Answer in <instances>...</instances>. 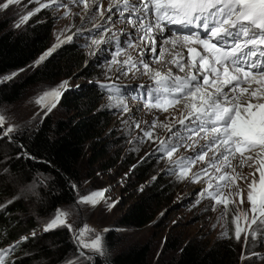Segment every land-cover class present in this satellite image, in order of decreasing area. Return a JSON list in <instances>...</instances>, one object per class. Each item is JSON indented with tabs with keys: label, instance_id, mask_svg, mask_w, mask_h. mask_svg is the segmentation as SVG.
<instances>
[{
	"label": "rangeland",
	"instance_id": "374dc122",
	"mask_svg": "<svg viewBox=\"0 0 264 264\" xmlns=\"http://www.w3.org/2000/svg\"><path fill=\"white\" fill-rule=\"evenodd\" d=\"M110 2L111 0H100L99 10L107 9ZM46 3H48V0H20L19 3L10 5L8 9L0 10V23L6 22L9 28L20 30L26 27L29 21L39 18L43 14L39 20L47 21L53 25L51 45L48 49L56 44L60 45L61 41L72 31L70 43L80 45L84 56V67H88L94 75L98 74L99 76L98 78L93 76L91 79H87L81 75L83 69H78L73 73L72 78L57 77L53 81H41L30 87L14 104L2 105L0 115L5 118L3 128L7 129L9 126H13L14 130L8 136H0V144L3 141L7 142V140L15 142L14 138L17 134H28L41 126V116L57 99L53 100L49 96L43 102H40V98L47 92L56 90L61 92L63 89L68 91L83 90L94 81L101 83H107L108 81L109 83L127 82L128 84H148L152 81L150 72L145 73L140 64L137 65L139 70L133 69L126 76L117 71V66L110 67L111 56L116 46V41L111 39L113 36L120 40V46L125 50L124 53L117 56V60L121 62L127 59L128 55L132 56L133 60H140L139 57L144 54L145 50H148L144 48L141 53V48L128 47L129 43L133 45L141 43L136 39V36L140 33L138 30H133L130 25L123 21V18L116 15L113 16L112 21H108L101 19L98 12L94 16L85 18L84 5L73 3L72 0H58V4L61 5L59 7L55 4L51 7H41L42 4ZM89 3L91 4L92 0H89ZM63 5H67V7ZM92 7L95 8L96 5H92ZM66 12L67 15H65ZM113 12H115V9H113ZM29 13L33 14L27 21L22 23L23 17L28 16ZM107 15L108 13L105 11V17ZM96 24H101L111 31L104 32L103 28L98 30L94 27ZM78 31L84 34L77 35ZM126 33H131V35H126ZM101 36L109 38L110 43L106 52H99L97 55L95 53L98 50L91 45V40L100 39ZM163 51V45H159L155 54L159 57ZM173 51L175 52L172 48L170 51L171 57L174 54H172ZM42 53L35 57L28 66L0 75V83H14L32 73L34 69L43 64L44 60L38 65L35 64ZM151 63L154 64V62ZM124 70H127V66ZM65 81L67 82L66 88H59L61 82ZM121 100L127 104L131 111L125 113L117 106L121 103ZM98 107L100 110L106 111L108 117L113 118L103 133V138L106 140L102 139V142L106 141L108 155L92 166L88 164L92 159L91 154L88 153L85 156L86 158L79 164L81 179L74 183L72 187L74 195L72 203L59 206L51 214L36 215L34 203L40 197V187L45 188L50 178L42 175H37L32 180L13 177L9 183L8 200L14 203L22 202L29 208V215L37 228L35 234L42 233L53 219L63 213V216H61L62 222H58L56 226L47 230V232H50L52 229L63 228L72 235L73 250L66 260L60 264H96L98 259L102 264H106L109 257L133 245H148L150 251L148 264H158L178 254L177 250L166 248L169 239L177 238L182 245L190 242V240L209 243L227 238L230 232H232L235 245L240 248L238 264H264V240L251 235V229H256L257 225L253 224L248 229L247 243L244 239L245 232L241 233L240 240L235 238L237 223L241 228H247L244 216L241 215L237 221L236 213H247L249 220L252 216L251 204L247 199V185L254 177L258 178L259 176V173L255 171V165L241 164L239 159H234L231 160L230 166L222 168L219 174L213 169H209V173L213 177L226 174L223 181L213 180V190H215L216 184L219 183L222 192L221 199H228L227 205L217 204L214 199L201 197L200 195L201 190L207 185V179L203 183L193 182L188 178L178 179L177 175L168 170L170 165L167 159L158 160L155 155H149L157 147V143L154 142L156 137L164 139L168 137V132L160 125L173 124L185 111H183V108L177 106L168 113L161 109H149L143 107L139 100L132 104L125 94H116V92L114 95L100 96ZM50 115L54 121L66 117L64 110L58 104L55 105ZM153 122L157 125L153 129L154 139L148 140L144 138L143 133L150 130ZM137 124H139L138 128L136 127ZM199 143L203 144L204 141L200 140ZM23 154L29 155L26 150H23ZM190 154V151L180 148L174 154V158ZM126 155L133 156V160L143 159L149 163L151 162L148 180L136 183L128 181L130 172L127 171V166H124L122 162ZM209 156H211V153H209ZM107 162L113 163L110 169L104 168V163ZM206 166L204 162L197 163L193 166L192 171H198L201 167ZM5 175L8 176L6 173ZM159 175L166 178L171 175L175 176L174 179L169 177L170 180H173L171 182L177 186L170 201H165L158 206L154 218L143 227L128 228L119 226L118 219L128 205L138 197L141 189L148 181L151 182L152 178ZM97 191H103V196L97 197L95 204L82 202V197L90 196ZM238 191L240 194L236 195ZM109 232H114V237H118L114 240V246L110 245L107 240ZM225 232L227 235L224 234ZM97 236L100 237L102 254L90 247H83L84 243H90Z\"/></svg>",
	"mask_w": 264,
	"mask_h": 264
},
{
	"label": "snow or ice",
	"instance_id": "6c2138e0",
	"mask_svg": "<svg viewBox=\"0 0 264 264\" xmlns=\"http://www.w3.org/2000/svg\"><path fill=\"white\" fill-rule=\"evenodd\" d=\"M19 2L20 0H0V10H6L10 5ZM72 2L84 5L85 18L94 16L97 12L101 19L108 21H112L116 15L123 18L133 30L140 33L136 39L141 43H129L128 47L141 48V53L144 48L155 51L157 36L154 33L162 35L165 31L169 34L173 31L187 33L182 35L179 41L166 40L165 43L183 42L201 46L200 51L194 47L188 49L190 56L198 57V60L194 59L190 63V68H194L197 74L189 72L188 76L180 77L156 71L151 77L154 85L137 86L143 88L145 108L161 109L165 112L177 106L185 109L173 124L160 125L166 129L168 137H156L154 142L157 147L149 155H155L158 160L167 159L170 165L168 170L177 175L178 179L188 178L197 183H203L207 179L206 187L200 192L201 197L214 199L217 204L224 205H227L228 199H221L219 183L213 190V180L223 181L226 174L213 177L209 169L219 174L221 169L229 167L234 159H239L241 164L255 165L259 176L254 177L247 185V199L251 204L252 216L249 220L247 213H236L237 221L241 215L244 216L247 228H241L237 223L235 238L240 240L241 233L245 232L244 239L247 243L248 229L255 224L257 228L251 229V235L264 240V102H261L264 100V90L250 87L252 82L264 84V0H111L108 8L102 11L99 10L100 0H92L91 4L89 0ZM54 4L61 6L58 0H48V3L42 4L41 7H51ZM92 5L96 7L93 8ZM105 11L108 13L106 17ZM32 14L23 17L21 22L27 21ZM67 14L66 12L65 15ZM170 26L177 27L173 29ZM94 27L98 30L103 28L104 32L111 31L101 24ZM76 34L84 33L78 31ZM71 39L72 36H68L61 43H67ZM111 39L116 41V46L110 67L117 66V71L125 76L133 69L139 70L138 64L142 65L145 73L152 71L142 59L133 60L130 55L122 62L117 60V56L125 50L120 46L119 39L114 36ZM109 43V38L104 36L91 40V45L98 50L95 53L97 55L99 52H106ZM102 45L104 47H101ZM57 47L59 44L42 54L35 64L45 60ZM179 67L184 71L183 64ZM208 85L213 86L214 90L209 91L206 87ZM66 86V81L61 82L59 88ZM101 87L116 93L122 92L121 86L115 83L103 84ZM258 92H261L259 97ZM60 95L59 90L47 92L40 98V102L49 96L55 100ZM253 97H256L255 102ZM117 106L125 113L131 111L123 100ZM52 107L55 105L48 107V111H51ZM4 119L0 115V136H8L14 130L13 126L3 128ZM156 126L153 122L150 130L144 131V138L153 140V129ZM136 127L138 128L139 124ZM200 140L204 143L200 144ZM180 148L190 151L191 154L174 158ZM200 162L207 166L192 171L193 166ZM239 194L238 191L236 195ZM102 196L103 191H97L82 197V202L95 204L96 198ZM61 216L63 213L53 219L45 230L62 222ZM224 234L227 235L226 232ZM27 239L28 237H24L7 249H0V264H4L3 258ZM83 247H90L102 254L99 236L90 243H84Z\"/></svg>",
	"mask_w": 264,
	"mask_h": 264
},
{
	"label": "trees",
	"instance_id": "16d2710c",
	"mask_svg": "<svg viewBox=\"0 0 264 264\" xmlns=\"http://www.w3.org/2000/svg\"><path fill=\"white\" fill-rule=\"evenodd\" d=\"M41 16L43 14L39 18ZM39 18L32 19L20 30L9 28L6 22L0 23V75L28 66L50 47L53 25ZM84 66L80 45H65L20 81L0 83V107L14 104L36 83L53 81L57 77L72 78L78 69H83L81 75L87 79L98 78V74L94 75ZM96 82L83 90L68 91L61 96L58 105L64 110L65 118L54 121L49 114L37 130L17 134L15 142L7 140L0 144V249L9 248L28 237L5 257L4 264H60L72 252V235L66 229L46 230L33 236L37 228L29 215V208L22 202L8 200L9 183L13 177L32 180L42 175L50 178L45 188L40 187V197L34 203L36 215L51 214L59 206L73 202L72 187L81 179L79 164L88 153L92 158L89 166L108 155L106 141L102 142V139L106 140L103 133L113 118L98 107L100 96L106 89ZM23 150L29 155H24ZM133 159V156L126 155L122 160L130 172L128 181L148 180L151 162ZM112 165L104 163V168L110 169ZM169 177L174 179L175 176ZM168 178L159 175L148 181L119 217L118 225L140 228L151 222L157 207L170 201L177 187ZM116 239L114 232H109V244L114 246ZM235 244L232 232L223 240L209 243L190 240L182 245L177 238L169 239L166 248L177 250L178 254L158 264H238L240 248ZM149 252L148 245L129 246L109 257L106 264H148ZM96 264L102 262L98 259Z\"/></svg>",
	"mask_w": 264,
	"mask_h": 264
},
{
	"label": "bare ground",
	"instance_id": "6f19581e",
	"mask_svg": "<svg viewBox=\"0 0 264 264\" xmlns=\"http://www.w3.org/2000/svg\"><path fill=\"white\" fill-rule=\"evenodd\" d=\"M145 23H148V21H145ZM166 35H167V31L164 32L162 35L160 33L158 34V40L156 41V44L157 45H159V44L163 45V47H164V51L162 52L161 55H159V57H157V55L155 54L157 52V48L155 49V51H150V50L146 51L145 50L144 54L139 57V59H142L146 64L149 65L150 69L152 70V71H150V74H152L155 70H157L161 67L165 68L167 66V64H170V57H171V54L169 53L170 49L173 48L175 50V52L173 51L172 54L173 53L178 54L181 51V46L179 43H177V44H173L170 42L165 43V41L167 40ZM151 62H154V64ZM246 87H248V86H246ZM250 87L251 88H260V89L264 90V84H258L257 86H250ZM257 95H261V92H258ZM252 100H253V102H255L256 97H253ZM181 108H183V107H181ZM171 109H169L168 111H170ZM184 110L185 109L183 108V111ZM168 111L166 113H168ZM242 115H243V113H242Z\"/></svg>",
	"mask_w": 264,
	"mask_h": 264
},
{
	"label": "water",
	"instance_id": "95a60500",
	"mask_svg": "<svg viewBox=\"0 0 264 264\" xmlns=\"http://www.w3.org/2000/svg\"><path fill=\"white\" fill-rule=\"evenodd\" d=\"M68 37V36H67ZM65 40V39H64ZM64 40H62V41H64ZM65 44H67V43H60V45H59V47H57V48H55V50L57 51V49H59L60 47H62L63 45H65ZM51 49V48H50ZM49 50V49H48ZM48 50H46V51H48ZM54 50V51H55ZM45 51V52H46ZM54 51L52 52V53H54ZM44 52V53H45ZM44 53H42V54H44ZM52 53H51V55H52ZM51 55H49L47 58H49ZM42 56V55H41ZM68 89H72V88H68ZM68 90L67 89H63L60 93H61V95L59 96V97H57V99L55 100L56 102L54 103V105H57L58 103H59V100H60V98H61V96L65 93V92H67ZM54 109V107H52L51 108V111ZM51 111H48V109H47V111H45L44 113H43V115L41 116V118H40V123L42 124L45 120V118H46V116H48L49 114H50V112ZM40 124V125H41Z\"/></svg>",
	"mask_w": 264,
	"mask_h": 264
}]
</instances>
